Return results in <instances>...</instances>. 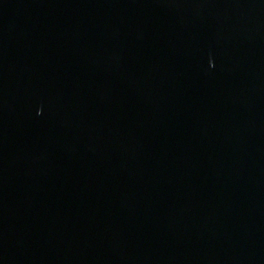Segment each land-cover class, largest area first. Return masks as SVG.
Listing matches in <instances>:
<instances>
[{
	"label": "water",
	"instance_id": "obj_1",
	"mask_svg": "<svg viewBox=\"0 0 264 264\" xmlns=\"http://www.w3.org/2000/svg\"><path fill=\"white\" fill-rule=\"evenodd\" d=\"M0 264H264V0H0Z\"/></svg>",
	"mask_w": 264,
	"mask_h": 264
}]
</instances>
